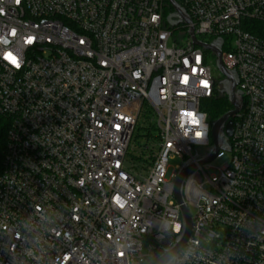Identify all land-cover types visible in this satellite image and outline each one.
<instances>
[{
    "label": "built area",
    "instance_id": "built-area-1",
    "mask_svg": "<svg viewBox=\"0 0 264 264\" xmlns=\"http://www.w3.org/2000/svg\"><path fill=\"white\" fill-rule=\"evenodd\" d=\"M168 3L0 0V264L152 263L183 232L174 189L188 160L192 231L164 264H264V0H181L192 23L178 26ZM190 26L223 41L243 99L230 150L205 164L203 106L223 85ZM145 102L157 139L128 167ZM171 158L181 163L168 173Z\"/></svg>",
    "mask_w": 264,
    "mask_h": 264
},
{
    "label": "water",
    "instance_id": "water-1",
    "mask_svg": "<svg viewBox=\"0 0 264 264\" xmlns=\"http://www.w3.org/2000/svg\"><path fill=\"white\" fill-rule=\"evenodd\" d=\"M169 4L174 9V13L168 16V21L172 26H178L180 24H191L192 20L185 9L176 0H168ZM176 18V19H174ZM188 33L192 36L193 43L195 45L201 46L206 50H210L217 56V67L225 77L223 81V93H226L229 100L233 106V109L222 116L219 120L212 124L211 137L213 140V147L210 151L204 155L195 156L198 164H205L212 162L220 150H230L228 144V138L232 135L234 126L232 122V117L239 113L243 107V99L241 93L237 91L238 76L233 70H228L222 62V40L218 39L214 43L208 44L197 39L194 34V28L189 27ZM196 168V163L193 160L186 161L179 171L175 189L174 198L181 204V212L183 218V232L178 236L177 242L174 246L167 249L160 257L150 264H164L170 257L175 253L179 252L187 242L193 226V216L192 213L185 204V199L183 195L184 182L189 173H191ZM148 260H145L143 264H147Z\"/></svg>",
    "mask_w": 264,
    "mask_h": 264
},
{
    "label": "rangeland",
    "instance_id": "rangeland-1",
    "mask_svg": "<svg viewBox=\"0 0 264 264\" xmlns=\"http://www.w3.org/2000/svg\"><path fill=\"white\" fill-rule=\"evenodd\" d=\"M183 30L178 29L175 31L174 38L177 41H181L184 39V36L182 34ZM228 45L224 47V51L227 50ZM214 76L217 79L219 87H222L221 81H223L224 76H221V72L218 69H214ZM157 122V113L156 111L147 103L142 107V111L139 117L138 124L135 128V132L133 135V139L130 143L129 151L127 153V165L128 167L131 166H139L144 160L145 156L149 154V150L146 149V146L148 144L153 143V141H150L147 137L148 133H156L154 131L147 130L150 127H153V125H156ZM151 140V139H150ZM208 150V147H201L199 149L200 152H206ZM181 163V160L179 158H171L169 160V168L168 173H173L176 171V167ZM192 213H195L194 210H192ZM143 252L148 253L149 248L147 242L143 245Z\"/></svg>",
    "mask_w": 264,
    "mask_h": 264
},
{
    "label": "trees",
    "instance_id": "trees-1",
    "mask_svg": "<svg viewBox=\"0 0 264 264\" xmlns=\"http://www.w3.org/2000/svg\"><path fill=\"white\" fill-rule=\"evenodd\" d=\"M179 3L181 0H176ZM165 12L166 15L168 16L169 14L174 12V9L172 6L168 3L165 7ZM263 25L259 23H254L253 27H247L248 30L255 34L262 35L263 33L261 32ZM223 88H220L217 90L215 95H213L211 98L206 100L204 102V110L207 112L209 119L214 123L217 120H219L222 116H224L226 113H228L230 110L233 109V106L229 100V97L226 93H223ZM9 126V122L7 121L6 118L3 116H0V149H3L4 147V140H5V135L7 132ZM147 130L149 131H154L156 133H148L147 137L150 138L148 139L150 141H154L157 139V127L156 125H153V127L148 128Z\"/></svg>",
    "mask_w": 264,
    "mask_h": 264
}]
</instances>
